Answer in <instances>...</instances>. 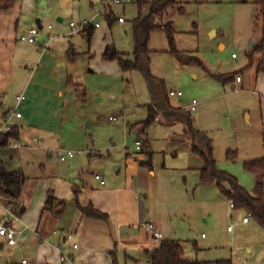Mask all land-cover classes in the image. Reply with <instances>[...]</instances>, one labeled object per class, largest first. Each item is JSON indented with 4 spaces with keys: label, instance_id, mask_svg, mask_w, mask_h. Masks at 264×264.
Returning a JSON list of instances; mask_svg holds the SVG:
<instances>
[{
    "label": "rangeland",
    "instance_id": "obj_1",
    "mask_svg": "<svg viewBox=\"0 0 264 264\" xmlns=\"http://www.w3.org/2000/svg\"><path fill=\"white\" fill-rule=\"evenodd\" d=\"M104 3L38 1L42 25L47 29L51 24L53 35L56 30L62 31L67 38L66 49L72 47L75 52L69 70L75 73L76 85L70 89L66 103L63 132L47 138L48 151L33 148L16 153L11 144L4 147L14 160L20 152L17 169L26 176L22 192L35 204L43 190L59 180L77 179L79 174L91 177L99 170L112 181L130 156L153 177H159L162 223L183 242L186 259L197 255L196 242L199 247L217 245L211 253L227 255L231 235L239 229L247 211L232 208L217 185H200L205 160L193 151L192 134L184 122L167 123L159 115L160 120L149 128L131 130L148 116V81L142 71H123L117 60L103 57L109 43L126 53L124 57L133 59L134 19L146 17L150 8L140 7L138 0L113 2L106 8L107 15L113 12L110 19L102 12ZM119 17L125 22L121 23ZM90 19L100 24L91 39L70 26V21L78 25ZM160 22H171L174 47L201 63H183L171 52L167 31L160 28L153 30L149 39L152 74L162 80L174 106L197 100V109L191 111L194 128L213 140L217 168L242 183L244 175L253 174L244 168V162L264 155V69L259 68L264 66V48H256L264 38V17L255 0H176ZM217 74L239 75L241 81L234 78L222 83L214 76ZM171 91H182L183 97L171 96ZM138 139L143 150L136 149ZM59 148L75 151L76 155L62 161L65 152L55 151ZM228 152L235 154L229 156ZM15 225L20 227L17 221ZM229 226L234 232L228 231Z\"/></svg>",
    "mask_w": 264,
    "mask_h": 264
},
{
    "label": "crops",
    "instance_id": "obj_2",
    "mask_svg": "<svg viewBox=\"0 0 264 264\" xmlns=\"http://www.w3.org/2000/svg\"><path fill=\"white\" fill-rule=\"evenodd\" d=\"M38 1L12 0L11 6L0 7V106H17L22 112V117L15 122L20 130V139L31 145L13 147L16 153L22 149L49 150L45 142L47 138L63 132L66 103L70 89L76 84L75 73L69 70V64L75 57L68 54L67 38L60 30L53 35L52 27L45 29L42 15L38 13ZM59 20L63 22L64 19L59 17ZM34 27L40 29L36 42L22 39ZM43 30H46L45 34H42ZM50 35L54 36L50 48L41 50V45L48 41ZM18 96L22 98L18 100ZM193 100L196 99L183 106H175L191 111L188 106ZM156 120H160L159 116ZM34 136L40 139L37 147L32 146ZM4 147L0 144V167L16 172L26 180L21 169H17L21 162L20 152L18 160H14ZM58 150L66 151L62 148L55 151ZM261 157L264 155L258 158ZM97 173L102 175L105 184L95 178ZM78 176L77 179L73 176L71 180L55 182V185L43 190L35 204L21 193L18 199L21 221L18 222L20 227L16 228L28 225L31 229L26 236L19 237L14 246L0 237V264H151L153 251L162 239L176 240L162 223L159 177H153L135 159L127 156L112 181H107L99 170L91 177ZM242 180L244 188L253 190L255 183L264 181V177L253 173L252 176L244 175ZM75 188L79 190L78 202L81 206L92 203L106 212L108 218L102 220L84 216L75 202ZM50 195L66 200V209L61 214L55 215L45 208L44 203ZM0 198L2 204L10 202L5 195L0 194ZM0 214H3L1 208ZM246 215L240 219L239 229L231 235L227 255L212 254V248L217 245L199 247L196 242L197 255L186 259L184 249L185 259L200 264H216L220 260L230 261V264H264V228L253 217L244 222ZM252 221L255 223L252 224ZM150 222L156 224L162 233L160 240L146 228ZM228 231L234 232L231 226ZM69 233L74 234L73 243H77L78 248H74L72 242L64 241ZM63 255L70 260H63Z\"/></svg>",
    "mask_w": 264,
    "mask_h": 264
},
{
    "label": "trees",
    "instance_id": "obj_3",
    "mask_svg": "<svg viewBox=\"0 0 264 264\" xmlns=\"http://www.w3.org/2000/svg\"><path fill=\"white\" fill-rule=\"evenodd\" d=\"M139 6H148L150 12L146 17L141 15L134 19L135 32V51L133 59H128L126 53L119 52L115 49L113 44H108L105 47L103 57L107 60H117L123 71H130L138 69L143 72L151 93V104L148 107V116L146 119L137 122L131 130L142 127L144 130L149 128L157 119L159 115L165 117L167 123L175 121H182L187 125L189 132L192 134V149L195 153L201 155L205 160V166L201 169L200 185H217L222 194L231 202L234 203L235 209H245L251 214L253 219L264 228V181L258 180L252 191L244 188L239 179L234 175L221 171L216 166V160L213 156V140L210 139L206 133L194 128V117L191 111L182 107H176L171 103L170 96L166 92L162 80L154 76L151 72V50L149 48V39L153 30L163 28L167 31L172 45L171 52H173L183 63H190L193 61L200 62L199 59L191 57L185 53L180 52L174 47V32L175 29L171 22L161 23L160 20L164 17L166 12L176 5V0H153L151 2L146 0H138ZM259 8L260 14L264 17V0H255ZM12 0H0V7H9ZM183 9V7H181ZM111 19L113 12L107 15ZM94 24H88L82 32L85 36L91 39L95 31ZM264 48V38L261 40L256 48ZM69 56L75 55L72 47L68 51ZM264 69V66L259 67ZM222 83L230 82L236 78L234 74H217L214 75ZM76 85V84H75ZM78 85V84H77ZM20 138V130L16 126L13 131L2 138L0 142L3 146H8L13 139ZM143 144L141 150H143ZM228 152L229 156H234ZM244 168L254 174L264 177V157L249 160L244 162ZM24 176L8 171L4 167H0V191L3 195L10 199V201L18 206V199L21 196L22 187L24 184ZM75 202L80 208L84 216L106 220L108 214L103 212L92 203L87 206H81L78 202L77 188L74 189ZM67 206L64 199H58L50 195L46 202L45 208L49 209L53 214H61ZM23 210V209H22ZM151 264H200L190 262L184 257V248L180 240L162 239L159 245L154 249ZM216 264H230V261L220 260Z\"/></svg>",
    "mask_w": 264,
    "mask_h": 264
},
{
    "label": "built area",
    "instance_id": "obj_4",
    "mask_svg": "<svg viewBox=\"0 0 264 264\" xmlns=\"http://www.w3.org/2000/svg\"><path fill=\"white\" fill-rule=\"evenodd\" d=\"M104 6H103V14L107 15L106 13V8L108 9L109 6H112V3H120L121 0H104ZM118 20L120 22H125V19L123 17H119ZM88 24H93L92 23V19L90 20H84L83 22L79 23L78 25L76 24V22L71 21L70 22V26L75 28L77 31H81L82 29H84ZM95 27H99L100 24L96 23L94 24ZM52 26L49 25L48 28H51ZM40 32V29L38 27H34L31 28L29 31V34L24 35L22 37V39L27 40L30 43H35L36 42V36L37 34ZM54 39V36L50 35L49 39L46 43H44L43 45H41V50L45 51L48 50L50 48V43L51 41ZM233 57H236V54L234 53L232 55ZM237 81H241L240 76H237ZM237 90V89H236ZM171 96H175V97H182L183 93L182 91H171L170 92ZM18 100H20L22 97L18 96L17 97ZM196 104L197 101L193 100L192 104L188 106V108L191 111H194L196 109ZM22 117V112L18 110V107H2L0 106V142L2 141V138L7 135L8 133H10L11 131H13V129L17 126L15 119H19ZM40 139L37 136H34L32 138V146L37 147L38 143H39ZM11 144L13 147L15 148H20V147H29L31 145L26 144L25 142H23L20 138L18 139H13L11 141ZM136 149L137 150H141L142 148V141L140 139H138L136 141ZM76 152L72 151V150H67L65 151V154H63L61 156L62 160H65L67 158H73L75 156ZM95 178L101 183V184H105V180L102 177L101 174L97 173L95 174ZM0 194L1 191H0ZM3 195V194H2ZM231 207L234 208V203L231 202ZM0 208L3 210V214H0V237L4 238L6 243L10 246H14L17 244V240L19 237L21 236H26L27 232L29 231V229H31L28 225H24L21 229L16 228L15 222H20L21 221V207L10 202H7L6 204H2L0 202ZM252 218L251 214L248 213L245 217H244V222H248L250 219ZM146 228L153 234L154 238H156L157 240H160L162 238V233L160 232V230L157 228L156 224L154 223H148L146 224ZM73 239H74V234L73 233H69L66 235L65 237V242H72V246L74 248H78V244L77 243H73ZM63 260H70L67 256L63 255L62 256ZM23 263H26V260H23Z\"/></svg>",
    "mask_w": 264,
    "mask_h": 264
}]
</instances>
